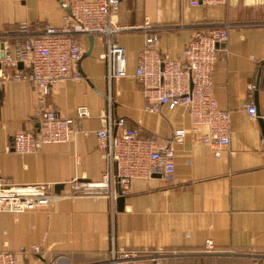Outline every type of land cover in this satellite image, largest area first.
Here are the masks:
<instances>
[{
    "label": "crops",
    "instance_id": "1",
    "mask_svg": "<svg viewBox=\"0 0 264 264\" xmlns=\"http://www.w3.org/2000/svg\"><path fill=\"white\" fill-rule=\"evenodd\" d=\"M69 1L0 0L4 51L6 46L12 50L16 38L60 27L67 13L62 3ZM114 21L135 28L149 22L159 34L161 52L171 58L195 32L229 25L227 53L218 55L212 71L217 104L230 113L229 145L216 157L200 135L187 132L181 142L171 139L174 129H189L191 121L181 105L148 109L132 76L144 46L138 28L115 36L126 50L127 75L111 82L100 58L104 37L78 35L82 78L54 85L44 104L33 83L14 77L26 72L25 66L0 59V181L52 183L57 193L67 191L72 179L99 183L106 165L95 131L108 115L123 117L141 137H154L159 147L174 150L173 180L160 174L134 179L122 209L114 199L113 215L104 194L0 211V251L38 244L42 251L22 255L21 264H107L114 243L160 253L169 264H264V0L197 6L189 0H120ZM251 104L255 116L247 111ZM81 106L88 116L80 119V132L70 141L44 144L31 153L12 148L15 133L36 130L42 108L76 119Z\"/></svg>",
    "mask_w": 264,
    "mask_h": 264
},
{
    "label": "built area",
    "instance_id": "2",
    "mask_svg": "<svg viewBox=\"0 0 264 264\" xmlns=\"http://www.w3.org/2000/svg\"><path fill=\"white\" fill-rule=\"evenodd\" d=\"M226 0H189L197 6L223 4ZM120 0H71L62 3L67 9L60 27L47 26L40 33L14 40L12 50L6 46L3 61L21 62L26 72L17 71L15 78L26 79L38 89L44 104L50 89L66 79L79 80L77 63L81 57L78 35L104 37L105 51L100 58L106 63L108 82L127 75L126 50L115 36L124 30L140 29L144 46L136 55L132 73L142 86L148 109L158 104L169 108L181 105L187 109L191 127L174 129L171 139L181 142L187 132L200 135L201 142L210 146L218 157L229 145L230 113L219 108L213 92L212 71L218 55L227 53L229 25L215 24L207 31H197L182 52L171 58L162 53L159 34L149 22L140 27L122 26L114 21ZM251 116L256 106H247ZM88 116L86 107L77 109L75 118L62 116L55 109L42 108L36 130L18 131L13 136L12 148L18 153L37 151L44 144L70 141L80 132V119ZM201 128H204L202 130ZM97 145L105 160V172L99 183L69 181L67 191L55 192L52 183L19 184L0 181V211L22 212L28 208L44 207L60 197L101 195L113 201L130 193L134 179H147L160 174L167 181L174 178V150L159 147L154 137H141L136 128L126 126L123 117L105 119L95 131ZM117 186V191L113 188ZM209 241L207 247L211 248ZM42 246H21L17 252L0 251V264H21L20 258L28 253L39 254ZM107 264H169L160 253H149L116 247L112 243Z\"/></svg>",
    "mask_w": 264,
    "mask_h": 264
},
{
    "label": "water",
    "instance_id": "3",
    "mask_svg": "<svg viewBox=\"0 0 264 264\" xmlns=\"http://www.w3.org/2000/svg\"><path fill=\"white\" fill-rule=\"evenodd\" d=\"M0 37H4V35L0 34ZM4 42L3 41H0V59H2L4 57ZM19 65H22L21 62L18 63ZM57 187V185L55 186ZM124 199L125 197L124 196H119L117 199H116V203H117V206L122 209L123 208V203H124Z\"/></svg>",
    "mask_w": 264,
    "mask_h": 264
}]
</instances>
